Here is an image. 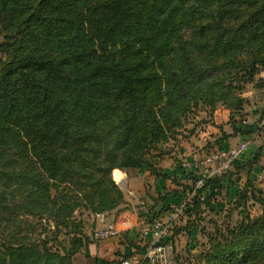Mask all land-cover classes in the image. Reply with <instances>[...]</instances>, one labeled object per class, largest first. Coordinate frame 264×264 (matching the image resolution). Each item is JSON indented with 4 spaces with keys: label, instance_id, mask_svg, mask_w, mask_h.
I'll use <instances>...</instances> for the list:
<instances>
[{
    "label": "trees",
    "instance_id": "16d2710c",
    "mask_svg": "<svg viewBox=\"0 0 264 264\" xmlns=\"http://www.w3.org/2000/svg\"><path fill=\"white\" fill-rule=\"evenodd\" d=\"M250 34L264 40V0H0V215L52 230L5 238L0 264H73L85 244L74 237L62 254L59 234L114 206L122 193L113 170L145 171L172 112L196 84L214 85L204 65ZM260 202L228 243L212 244L209 264H264Z\"/></svg>",
    "mask_w": 264,
    "mask_h": 264
},
{
    "label": "rangeland",
    "instance_id": "374dc122",
    "mask_svg": "<svg viewBox=\"0 0 264 264\" xmlns=\"http://www.w3.org/2000/svg\"><path fill=\"white\" fill-rule=\"evenodd\" d=\"M239 25H231L233 31ZM250 37L251 34L248 42L242 41L236 50H231V56H219L214 68L212 64L204 65L206 81H209V77L215 78L214 85L207 88L202 85L204 82L195 85L189 98L180 104L182 107L172 112L174 119L167 124L170 131L165 141L155 146L147 157L149 162L143 167H147L148 172L137 180L141 182L131 186L132 190L120 188L121 198H117L114 206L104 209L109 218L119 224L121 236L140 250L144 243L140 227L149 225L157 217L168 220L172 207L186 198L187 208L173 223L172 231L166 239L167 264L217 263L215 257H210L213 254L212 244L219 241L228 243L231 230L248 213L256 216L262 212L264 64L258 63V50L264 49V40H251ZM1 41L0 35V43ZM2 58L4 54L0 52V59ZM240 126L252 131L243 134L238 131ZM236 133L249 141L246 152L233 163L231 169L212 179V184L207 182L199 195L194 191L199 173L185 167L182 162L213 153L220 148L217 147L219 142L226 138H233L234 142L231 144L238 145L241 140L236 139ZM163 148L165 152H162ZM121 170L134 176L142 172L137 166H126ZM159 173H165L166 176L158 178ZM112 176L115 179L113 172ZM115 181L119 184L116 179ZM84 211L79 206L76 216L80 217ZM82 216L84 220L76 226L77 230L71 228L76 233L59 234L62 254L76 246L73 243L74 237L81 238L85 248L91 242L98 241L91 233V218L86 212ZM26 218L12 217L7 213L0 215V245L5 238L13 237V233L38 240L52 234L48 223H38L37 227L34 223L33 229L23 224ZM28 219L32 222L38 220L36 216ZM25 228L30 229L32 234H25L28 233L27 229L25 233L22 231ZM41 243L43 242L36 245L42 248ZM53 243V240L48 239V246L55 249ZM77 253L72 256L73 264Z\"/></svg>",
    "mask_w": 264,
    "mask_h": 264
},
{
    "label": "built area",
    "instance_id": "2783aa9c",
    "mask_svg": "<svg viewBox=\"0 0 264 264\" xmlns=\"http://www.w3.org/2000/svg\"><path fill=\"white\" fill-rule=\"evenodd\" d=\"M248 145L249 141L245 140L236 146L218 148L201 158L185 159L182 164L199 173L194 191L198 192L210 179L221 176L231 169L233 163L246 152ZM187 204L186 198H183L180 204L172 207L168 220L157 217L149 225L140 227L145 245L143 251L133 247L128 256L121 260V264H167L166 239L172 231L173 223L183 214ZM91 217V233L95 239L105 241L121 234L119 224L109 218L106 212H96L91 214Z\"/></svg>",
    "mask_w": 264,
    "mask_h": 264
},
{
    "label": "crops",
    "instance_id": "0c3cea01",
    "mask_svg": "<svg viewBox=\"0 0 264 264\" xmlns=\"http://www.w3.org/2000/svg\"><path fill=\"white\" fill-rule=\"evenodd\" d=\"M236 139L244 141L246 140L244 137H241L240 133L235 134ZM244 138V139H243ZM233 138H226L220 141L217 147L227 148L233 146L231 143ZM240 141V142H241ZM236 142V141H235ZM121 172V179H116L119 182V185L123 189H131V186L141 182L137 181L141 177L147 173V169L142 171L141 173H137L134 175H128L127 171L119 169ZM114 173V171H113ZM224 177V176H222ZM120 234L117 237L97 242H91L88 245L87 249L79 251L74 257V264H121V260L125 254H128L133 247L132 243H128L124 236ZM136 248V247H135ZM139 249V248H137Z\"/></svg>",
    "mask_w": 264,
    "mask_h": 264
},
{
    "label": "bare ground",
    "instance_id": "6f19581e",
    "mask_svg": "<svg viewBox=\"0 0 264 264\" xmlns=\"http://www.w3.org/2000/svg\"><path fill=\"white\" fill-rule=\"evenodd\" d=\"M114 177L116 178V179H121V172L119 171V169L118 168H116L115 170H114Z\"/></svg>",
    "mask_w": 264,
    "mask_h": 264
}]
</instances>
